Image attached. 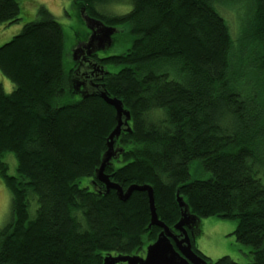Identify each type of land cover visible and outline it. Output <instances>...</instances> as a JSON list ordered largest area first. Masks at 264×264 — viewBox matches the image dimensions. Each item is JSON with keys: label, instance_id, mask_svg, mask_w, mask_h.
<instances>
[{"label": "trees", "instance_id": "16d2710c", "mask_svg": "<svg viewBox=\"0 0 264 264\" xmlns=\"http://www.w3.org/2000/svg\"><path fill=\"white\" fill-rule=\"evenodd\" d=\"M120 1L73 0L126 35L93 82L129 113L104 174L123 191L151 187L170 229L180 218L177 192L196 218L234 221L246 264H264V0H122L129 9L114 16ZM20 2L0 0V26L21 21ZM225 7L238 20L234 36ZM0 74L11 84L0 83V180L10 195L0 264L140 256L160 232L148 228L146 193L121 201L95 178L115 111L75 91L62 28L45 8L0 45ZM192 164L206 177L192 178Z\"/></svg>", "mask_w": 264, "mask_h": 264}, {"label": "water", "instance_id": "95a60500", "mask_svg": "<svg viewBox=\"0 0 264 264\" xmlns=\"http://www.w3.org/2000/svg\"><path fill=\"white\" fill-rule=\"evenodd\" d=\"M80 17L90 35L85 43L73 51V61L75 63L79 60L83 63L86 58L91 57L96 51L111 46V37L117 33L115 28L107 27L99 20L89 17L83 9L80 10ZM90 65L98 76H95L93 71H90L88 74H83L81 70L75 71L72 77L74 89L75 91H79L80 88H83V93L96 95L102 99L115 111L116 122L114 129L106 139L107 150L103 154L102 163L95 174V178L105 186L106 192L110 190L114 191L121 201L128 200L130 195L135 191L146 193L150 215L148 228L157 227L160 229L156 240L145 248L144 258L136 255L125 257H112L108 255L103 259V264H207L205 260L192 251L190 244L189 236L195 238L192 234L191 226L199 225L200 219L189 213L186 204L179 197L178 192L176 193V203L179 208L180 218L170 229L160 222L156 216L151 187L133 185L123 191L118 185L111 183L108 176L104 174L105 166L118 153L117 150L113 151V139L119 136L122 127H127L129 113L123 109L122 103L119 100L109 98L106 95L101 84H93L94 79L100 81L107 72L102 67H98L95 62Z\"/></svg>", "mask_w": 264, "mask_h": 264}, {"label": "rangeland", "instance_id": "374dc122", "mask_svg": "<svg viewBox=\"0 0 264 264\" xmlns=\"http://www.w3.org/2000/svg\"><path fill=\"white\" fill-rule=\"evenodd\" d=\"M120 2L122 4L118 2L115 3L114 6H111L110 12L114 16L127 13L129 9L128 5L126 6L122 0ZM20 3L21 21L18 24L11 26H0V45L8 42L13 36L17 35L24 23L35 20L38 8L43 7L55 18L62 28L63 63L65 67H73L75 71L79 69V65L73 61V51L76 49L78 42H86L88 40L90 32L86 29V26L81 20V9L73 3V0H21ZM219 12L228 23L231 34L234 36L238 24L234 9L226 7L219 8ZM124 33L126 34V32ZM125 40L126 35L121 36L114 34L111 37V46L104 47L103 50H98L96 52H103L100 54H103L104 56L119 53L127 46V44H123ZM102 63L103 62H101V64ZM105 65L106 61H104L102 66ZM103 69L105 72L109 71V67H103ZM88 70L89 69H85V71ZM2 81H5L9 86L11 85L10 82L0 74V83ZM4 89L9 91L7 93H10V89L5 87ZM113 151H115V149ZM11 169H13V167H11ZM11 169L9 168V171H11ZM190 173L192 178L206 177L205 174H202L196 164L190 166ZM87 183V180H83L81 186H85ZM9 211L10 195L6 185L0 180V228L9 219ZM191 227L192 230H197L194 240L195 246L203 257H206L210 262H215L226 256L238 264L247 263V257L245 255L246 249L235 241L234 231L236 224L234 221L215 217L202 218L199 221V225H193Z\"/></svg>", "mask_w": 264, "mask_h": 264}, {"label": "flooded vegetation", "instance_id": "af4514ba", "mask_svg": "<svg viewBox=\"0 0 264 264\" xmlns=\"http://www.w3.org/2000/svg\"><path fill=\"white\" fill-rule=\"evenodd\" d=\"M83 43H85V42H78V44H77V47H79L81 44H83ZM76 47V48H77ZM100 53H103V52H95V54H93L91 57H89V58H86V60H84L83 61V63H82V61L81 60H79V61H77L76 62V64L77 65H79V69H77L76 71L78 72L79 70H81V71H83V74H88L90 71H93L94 69H93V67L90 65V64H92V63H96V65L98 66V67H104V66H102V64H101V61L104 59V55L103 54H100ZM89 62V63H88ZM85 69H89L88 71H85ZM95 71V70H94ZM93 71V73H95ZM74 72H75V69H74ZM98 76V74L97 73H95V76ZM94 83H97L98 81L97 80H95L94 79V81H93ZM194 231L192 230V234L194 235V233H193ZM160 233V232H159ZM158 233V234H159ZM190 235V234H189ZM190 237V244H191V242H193L194 243V240H195V238H192L191 236H189ZM192 247L193 246H191V249H192ZM194 251V250H193ZM195 253V252H194ZM197 256H199V257H201L203 260H205V262L207 263V264H212L213 262H210L206 257H203V255L202 254H197V253H195ZM136 256H139V255H136ZM140 257H142V258H144L145 257V250L143 251V253L140 255Z\"/></svg>", "mask_w": 264, "mask_h": 264}]
</instances>
